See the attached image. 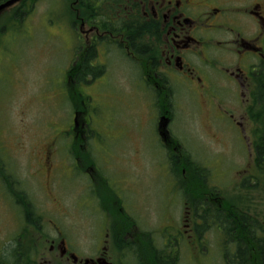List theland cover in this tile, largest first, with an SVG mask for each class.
<instances>
[{"label":"flooded vegetation","instance_id":"af4514ba","mask_svg":"<svg viewBox=\"0 0 264 264\" xmlns=\"http://www.w3.org/2000/svg\"><path fill=\"white\" fill-rule=\"evenodd\" d=\"M28 2L30 12L31 0ZM62 3H70L67 10L73 38L68 53L72 64L64 78L66 89L97 86L96 79L111 71L107 61L114 56L131 62L135 76L131 85L125 86L135 92L141 129L145 121L152 124L151 137L160 145L157 151L163 156L160 164H164L162 176L169 182L165 184L169 197L181 189L174 168L184 165L185 232L195 231L200 237L198 228L213 225L224 247L231 244L227 264H264V211L249 213L250 208L264 210V171H260L264 161L258 160L255 147L257 141L264 140V0ZM190 108L197 110L199 121L197 136L201 144L194 150L183 144V139L190 136V127L183 128L180 121V113L189 114ZM75 115L77 126L72 122L71 142H83L86 136L89 140L83 109H73ZM228 140L237 142L240 152L238 160L226 165L220 158L230 155ZM137 142L139 150L140 135ZM209 152L218 158L207 159ZM194 154L208 163L206 168H243L235 172V188L252 190L259 205L253 197L246 200L248 212L241 210L238 201L231 202V214L224 212L222 197L203 179V162ZM74 162L76 168L40 170L48 186L45 198L54 206L61 203V198L53 197L51 180L68 179L71 174L75 188L82 193L76 202L89 210L90 218L97 217L89 252L84 254L72 249L61 226L52 220L47 221L50 234H44V217L34 210L22 189L23 182L13 176L14 172L1 168L4 197L17 208L13 216L20 223L17 247L28 252H23L25 258L30 257V263L19 264H137L141 254L157 251L158 228L148 226L152 210L146 202L152 198L159 168H77V159ZM228 225L231 235L227 234ZM168 238L175 248L179 239Z\"/></svg>","mask_w":264,"mask_h":264},{"label":"rangeland","instance_id":"374dc122","mask_svg":"<svg viewBox=\"0 0 264 264\" xmlns=\"http://www.w3.org/2000/svg\"><path fill=\"white\" fill-rule=\"evenodd\" d=\"M62 2L36 0L18 31L12 28L11 22L0 20V28L3 25L9 27V31L0 35V167L14 172L13 176L23 182L22 189L34 210L44 217V234H50L47 221L52 220L61 226L72 249L84 254L89 252L97 217L90 218L89 210L76 202L82 193L80 188H75L71 174L68 179L51 180L53 197L61 198V203L54 206L45 198L48 186L40 170L76 168L77 165L73 162L70 142L73 110L64 82L65 73L72 64L68 56L73 41L71 17L67 10L70 3ZM107 66L111 71L96 79L97 86L75 88L80 95V109H83L88 123L89 140L86 141L87 136L84 140L88 149L83 153L94 159L96 168H159V179L151 188L152 198L146 202L152 210L149 225L143 218L146 225H157L155 233L158 237L155 239L159 250L177 252L178 264H227V259L231 258V244L224 247V240L214 226L201 237L196 236L195 231L185 232L182 193L178 189L171 193V197L166 193L168 179L162 176L164 164L160 163L163 156L157 151L160 147L158 141L151 137L152 124L145 121L141 129L135 92L125 86H130V80L135 76L134 65L114 56L107 61ZM189 114L180 113L182 127L187 130L190 127V136L183 139V144L194 150L201 144H198L197 136V110L190 108ZM138 135L141 136L139 150ZM227 142L230 155L220 161L229 165L239 159L237 151L240 152V146L237 142ZM209 154H205L207 159L218 158L211 152ZM194 155L203 162L202 157ZM206 164L202 163L203 179H207L209 187L220 194L222 202L238 201L241 210L247 212V199L254 197L259 205L252 190L238 191L235 188V172H241L243 168H206ZM178 179L176 174L175 181ZM183 185L184 182L180 187ZM5 192L6 188L0 184V248L4 249L3 252L18 240L20 225L13 218L17 208L4 197ZM56 211L62 212L63 216ZM263 211V207L256 211L250 208L249 213ZM172 236L179 239L175 248L169 244H173L168 238ZM226 237L228 241L229 236ZM225 250L229 251L227 259Z\"/></svg>","mask_w":264,"mask_h":264},{"label":"trees","instance_id":"16d2710c","mask_svg":"<svg viewBox=\"0 0 264 264\" xmlns=\"http://www.w3.org/2000/svg\"><path fill=\"white\" fill-rule=\"evenodd\" d=\"M4 1V0H0ZM28 1L30 0H24L23 2H21V4L14 9L13 11L11 10V12H13V14L11 15V13H7L4 14L0 20H2L4 23H8L11 22L12 23V28L15 31H18V27H20L23 22H24V17L29 14L30 12L27 11L26 6L28 5ZM36 0H31V8L30 11H32V6L35 3ZM5 31H9V27L7 25H3L0 28V35L3 34ZM83 78V77H82ZM80 96L79 94L71 89H69V93H68V101L72 107V109H80ZM256 150H257V154H258V160H260L261 162L264 161V140H260L257 141L255 144ZM71 151H72V156L74 158H76L77 160H81V162L83 163V165L88 166L90 163L88 161V159L86 158V156H84L83 154H81L79 148H78V143H74L72 144L71 147ZM1 164V162H0ZM183 163L178 164L177 168H174V170H176L177 174L179 177H183L182 176V170L183 168ZM0 171H1V167H0ZM260 171H264V168H260ZM183 182V180H182ZM183 192L186 191L184 186H182ZM192 193V192H191ZM213 196H216V194L213 193ZM18 198V197H17ZM18 200V199H17ZM19 201H21V199H19ZM23 204V202H22ZM222 208L224 210V212L231 214V212L233 211L231 208V202L228 203L227 201L222 203ZM31 221V216L28 215L27 217V222ZM204 228V227H202ZM230 229V225H228V235H231V232H229ZM204 230V229H203ZM232 231V230H231ZM14 248H12L10 251H6V252H0V264H19V262H27L30 263V257L29 255L25 258V254L28 252H24L23 250L19 249L17 247L18 243L16 242L14 244ZM24 252V253H23ZM10 261H13L11 263H9ZM139 261H145V263L147 264H178L179 258H178V254L175 251H164V250H157L154 251L153 253L150 251L147 254H141V256H139L137 258V264H139Z\"/></svg>","mask_w":264,"mask_h":264},{"label":"water","instance_id":"95a60500","mask_svg":"<svg viewBox=\"0 0 264 264\" xmlns=\"http://www.w3.org/2000/svg\"><path fill=\"white\" fill-rule=\"evenodd\" d=\"M23 0H8L2 4H0V15L5 12L8 9L13 8L14 6L18 5L20 2H22ZM74 123L76 125V118L74 120Z\"/></svg>","mask_w":264,"mask_h":264},{"label":"bare ground","instance_id":"6f19581e","mask_svg":"<svg viewBox=\"0 0 264 264\" xmlns=\"http://www.w3.org/2000/svg\"><path fill=\"white\" fill-rule=\"evenodd\" d=\"M3 249V248H2Z\"/></svg>","mask_w":264,"mask_h":264}]
</instances>
